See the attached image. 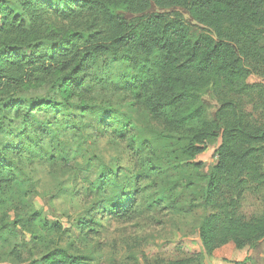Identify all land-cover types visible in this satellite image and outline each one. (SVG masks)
Instances as JSON below:
<instances>
[{
    "label": "trees",
    "instance_id": "trees-1",
    "mask_svg": "<svg viewBox=\"0 0 264 264\" xmlns=\"http://www.w3.org/2000/svg\"><path fill=\"white\" fill-rule=\"evenodd\" d=\"M252 76L264 80V0H23L18 9L0 0V264H98L73 243L64 247L73 233L13 188L24 166H57L60 150L47 139L70 133L64 126H104L124 109L160 137L139 139L129 125L118 135L132 136L136 187L155 176L165 184L164 169L199 172L196 159L220 141L206 178L202 249L171 264H211L231 243L257 249L264 215L241 209L247 193L264 189V83H249ZM159 146L177 148L173 163L152 157ZM136 194L92 208L78 237L90 240L97 209L134 218Z\"/></svg>",
    "mask_w": 264,
    "mask_h": 264
},
{
    "label": "rangeland",
    "instance_id": "rangeland-1",
    "mask_svg": "<svg viewBox=\"0 0 264 264\" xmlns=\"http://www.w3.org/2000/svg\"><path fill=\"white\" fill-rule=\"evenodd\" d=\"M6 1L17 9L23 3V0ZM186 18L190 20L188 16ZM262 82L263 79L255 76L249 79L251 84ZM204 100L213 118L218 109L217 103L211 93L206 94ZM122 113L123 118L109 121L104 126L93 119H89L92 123L88 129L85 125L80 128L64 126L63 129H68L70 133L57 136V140L47 139L60 150L57 166L49 162L24 166L22 174H19L20 181L14 185V193L18 200L43 211L46 219L61 223L73 233V238L64 242V247L71 248L73 243L75 247L89 252L98 264H171L188 258L194 251L202 249L198 233L206 214V178L217 164L216 150L220 141L196 159L195 163L204 165L196 172L198 174L186 167L180 174L173 169H164L165 184L161 177L155 176L152 182L144 179L136 187L139 169L130 151L132 136L124 132L122 135L125 136L119 139L118 135L125 125H129L133 131L139 130V139L143 137L153 141L155 137H160L156 129L143 126L144 119L140 115L127 109ZM37 119L45 121L46 117L40 115ZM159 147L152 157L161 159L166 154L171 161L165 164L173 163L172 156L177 148L169 147V151L165 152ZM139 149L140 152H150L149 148ZM115 172H119L117 180L112 176ZM26 174L30 175V181ZM112 182H117V185L110 187ZM28 189L36 194L27 195ZM125 192L130 199L135 198L137 193L134 218L122 221L103 213L101 208L97 209L96 231L89 236L90 240L80 239L75 232L77 223L88 218L92 208L107 206L109 201L118 199ZM241 209L249 218L264 215V189L259 194L247 193ZM234 251L233 244L220 248L211 259L212 264L216 259L231 263L238 254L235 251L233 255ZM248 262L244 260L240 264Z\"/></svg>",
    "mask_w": 264,
    "mask_h": 264
},
{
    "label": "crops",
    "instance_id": "crops-1",
    "mask_svg": "<svg viewBox=\"0 0 264 264\" xmlns=\"http://www.w3.org/2000/svg\"><path fill=\"white\" fill-rule=\"evenodd\" d=\"M232 244V243H231ZM229 245V244H228ZM234 246V245H233ZM225 247V246H224ZM222 247V248H224ZM234 250L237 251L235 249V246H234ZM233 252V255H235L236 252ZM232 252V251H231ZM238 254L236 256V259L230 261L231 263H227V261H225L224 259H220V260H217L216 261L214 260L213 261V264H234V263H238L240 264L242 261L244 260H247L249 259V262L248 264H252V262L254 264H257L259 262H262V264H264V243H262L257 249L255 250H249L248 248L247 249H244V250H241V251H237ZM245 252V253H244ZM214 257H212L213 259ZM211 264H212V260H211Z\"/></svg>",
    "mask_w": 264,
    "mask_h": 264
}]
</instances>
